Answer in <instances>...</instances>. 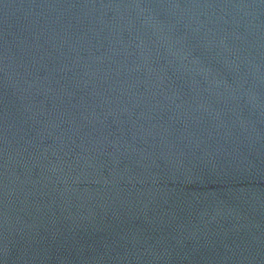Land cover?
<instances>
[{"label":"water","instance_id":"water-1","mask_svg":"<svg viewBox=\"0 0 264 264\" xmlns=\"http://www.w3.org/2000/svg\"><path fill=\"white\" fill-rule=\"evenodd\" d=\"M0 264H264V0H0Z\"/></svg>","mask_w":264,"mask_h":264}]
</instances>
